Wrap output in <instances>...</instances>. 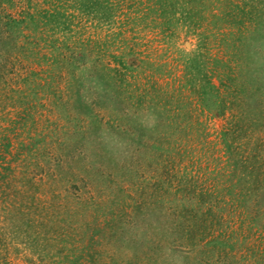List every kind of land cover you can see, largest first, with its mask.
<instances>
[{
    "label": "rangeland",
    "instance_id": "374dc122",
    "mask_svg": "<svg viewBox=\"0 0 264 264\" xmlns=\"http://www.w3.org/2000/svg\"><path fill=\"white\" fill-rule=\"evenodd\" d=\"M86 1L0 0V262L264 264V0Z\"/></svg>",
    "mask_w": 264,
    "mask_h": 264
},
{
    "label": "trees",
    "instance_id": "16d2710c",
    "mask_svg": "<svg viewBox=\"0 0 264 264\" xmlns=\"http://www.w3.org/2000/svg\"><path fill=\"white\" fill-rule=\"evenodd\" d=\"M98 2H100V1H98ZM94 4H95V2H93V0H88V1L84 2V5H86L87 7L90 8L89 11H94L97 9V7H96L97 5H94ZM97 4H99V3H97ZM6 187H7V185L1 186L3 191H6ZM16 204L17 203L13 204V207H12L13 211L11 212L12 215L10 216L11 222L13 223V226L11 224V230L13 229L12 230L13 232L20 233L19 235H21L25 232V231L22 232L20 229L23 227L24 222L27 220V213L23 210L21 205H16ZM15 227H17V228H15ZM34 233H35V230H34ZM37 234H39V232H37ZM28 235H32V234L29 233ZM36 236L40 237L41 235L39 234ZM37 242H38V240H37ZM0 264H9V263L0 262Z\"/></svg>",
    "mask_w": 264,
    "mask_h": 264
}]
</instances>
